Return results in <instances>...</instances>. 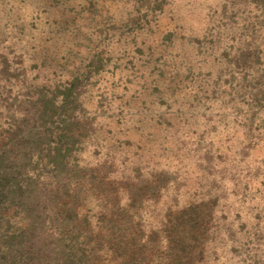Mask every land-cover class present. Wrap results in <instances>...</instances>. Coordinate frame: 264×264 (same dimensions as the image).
Here are the masks:
<instances>
[{"label": "rangeland", "instance_id": "374dc122", "mask_svg": "<svg viewBox=\"0 0 264 264\" xmlns=\"http://www.w3.org/2000/svg\"><path fill=\"white\" fill-rule=\"evenodd\" d=\"M0 21L42 78L90 68L84 163L139 166L171 205L200 202L189 264H264V0H0Z\"/></svg>", "mask_w": 264, "mask_h": 264}, {"label": "trees", "instance_id": "16d2710c", "mask_svg": "<svg viewBox=\"0 0 264 264\" xmlns=\"http://www.w3.org/2000/svg\"><path fill=\"white\" fill-rule=\"evenodd\" d=\"M5 41L0 264H189L202 234L200 202L171 205L160 195L168 189L165 180L139 175V166L113 179L112 161H82L83 142L97 127L94 116L81 112L90 68L64 81L45 79L33 56ZM250 56L247 43L239 59L247 63ZM112 179L132 182L121 188Z\"/></svg>", "mask_w": 264, "mask_h": 264}]
</instances>
